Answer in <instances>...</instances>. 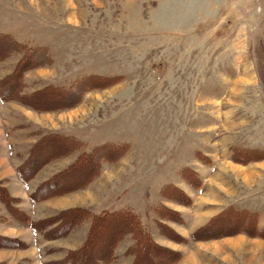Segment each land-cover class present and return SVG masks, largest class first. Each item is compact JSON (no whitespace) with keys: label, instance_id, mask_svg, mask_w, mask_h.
Here are the masks:
<instances>
[{"label":"rangeland","instance_id":"1","mask_svg":"<svg viewBox=\"0 0 264 264\" xmlns=\"http://www.w3.org/2000/svg\"><path fill=\"white\" fill-rule=\"evenodd\" d=\"M0 55V83L28 67L33 95L0 102V188L50 225L48 238L10 229L0 201V264L79 253L106 212L148 236L126 235L109 264H264V0H0ZM101 146L110 162L74 175L84 189L30 202ZM231 210L256 217L250 233L220 225ZM59 214L86 220L61 235ZM143 243L155 247L138 260Z\"/></svg>","mask_w":264,"mask_h":264},{"label":"trees","instance_id":"2","mask_svg":"<svg viewBox=\"0 0 264 264\" xmlns=\"http://www.w3.org/2000/svg\"><path fill=\"white\" fill-rule=\"evenodd\" d=\"M6 59V56L0 55V62ZM23 67H27V61H25L24 59L20 61V63L16 66L15 70ZM27 69L29 70L30 68L27 67L25 70H23V72L20 71V73H13L11 75L13 78L15 77L14 79L16 81V84H8L7 82L0 83V102L17 101L21 104L28 105L26 99L31 98L33 95L27 96V94L23 91V73L26 72ZM28 107H31V105L29 104ZM70 141H72L73 145L76 144L73 149L74 151H81L78 150L79 148H77V146H80L82 148L83 143L75 139ZM39 145L41 146L42 144ZM99 148L100 149L97 148L96 154L94 152L81 153L80 162L76 165L75 169H73L72 171L70 170V173L57 177L58 179L56 178V180L54 181L47 182L39 189L33 191L30 194V202L35 204L43 200L52 198L54 196H58L61 193H69L72 191L84 189L90 183L89 179L81 180L78 185L77 183L76 185H74V175L77 172L83 173L84 171L88 174H93L95 172L94 165L96 163L97 164L95 166L99 167L103 163L110 162L109 154L107 152H104V147L101 146ZM60 149V147H57V152L55 153L59 154V151H61ZM54 150L55 148L52 150H48L46 147L38 149V152L34 153L33 158L30 159L31 161L29 165H27L24 170H22L21 168L17 169V175L19 176L20 180L23 183L30 182L31 177L34 175L37 169L42 166L47 160L46 159L44 161V157L45 155H47V152H53ZM30 155H32V153ZM53 158H51V160ZM32 161L33 163L35 162V165L32 163ZM0 201L3 202L6 207H8L9 214H11V216L15 218L22 226L30 227L37 234H41L44 236L50 235L48 233L45 235V232H47L46 230H48L47 227L49 225L48 224L46 226L47 221L33 220L29 215H27L25 212H23L20 208L16 206L15 199L10 197L3 188H0ZM231 211L233 212V216L223 217L222 221H219L220 225L223 226L230 224L227 225L228 227L226 229H232V231L235 232V229L238 228L245 234L250 233L253 229L249 222L251 220H255L256 217H253V215L251 214V218H249L248 213L245 214V212H237L236 210ZM57 217H60L58 223H61L59 231L61 233L63 232L61 235H66L67 233H70L74 228L80 225L79 223H82L84 220H86L85 216L80 222L75 216L69 218L70 220L67 217L69 221H65V215L61 217V215L59 214ZM137 223L138 221H135V217L127 212H106L102 214H96L94 215V217L92 216L91 231L88 236V242H86L81 252L69 253V255L60 262L45 264H109L110 261L114 258V250L119 246L122 241V238H124L126 235L130 234L133 238L137 239L136 241H134V245L141 242V237L146 241V237L148 236L145 235V232H143V229ZM254 224H256L255 221ZM255 232L256 231H254V233ZM107 233L110 235L108 236V238H105ZM258 233L259 232H256V234ZM262 234H264V231H262L261 235ZM58 236H60V233L58 235H54L52 238ZM7 242L8 241L5 242L4 240L0 239V248L6 247ZM145 245L146 244L143 243L136 246L137 248L135 249L134 253H136L138 260H144L147 256L148 251H153L152 249L155 247L154 244H147L145 248ZM21 246L22 244L20 242H16V244L12 243V247L14 248H18Z\"/></svg>","mask_w":264,"mask_h":264},{"label":"crops","instance_id":"3","mask_svg":"<svg viewBox=\"0 0 264 264\" xmlns=\"http://www.w3.org/2000/svg\"><path fill=\"white\" fill-rule=\"evenodd\" d=\"M15 172V171H14ZM20 182V181H19ZM23 185H25V184H22V186ZM25 188V190L27 189V186L26 187H24ZM29 202V201H28ZM27 202V203H28ZM31 205V204H30ZM23 212H25L27 215H28V213L26 212L27 210H22ZM30 216V215H29ZM31 217V216H30ZM13 218V217H12ZM6 226H8V228H10V229H12V228H14V229H19V228H21V224L15 219V218H13V219H9L7 222H6ZM31 232H32V230H30ZM33 233V232H32ZM34 234V233H33Z\"/></svg>","mask_w":264,"mask_h":264}]
</instances>
